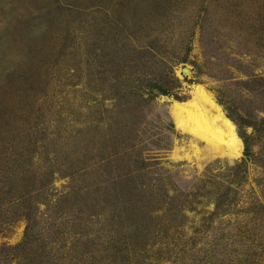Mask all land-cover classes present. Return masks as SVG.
Here are the masks:
<instances>
[{
	"label": "rangeland",
	"instance_id": "obj_1",
	"mask_svg": "<svg viewBox=\"0 0 264 264\" xmlns=\"http://www.w3.org/2000/svg\"><path fill=\"white\" fill-rule=\"evenodd\" d=\"M0 264H264V0H0Z\"/></svg>",
	"mask_w": 264,
	"mask_h": 264
},
{
	"label": "bare ground",
	"instance_id": "obj_2",
	"mask_svg": "<svg viewBox=\"0 0 264 264\" xmlns=\"http://www.w3.org/2000/svg\"><path fill=\"white\" fill-rule=\"evenodd\" d=\"M170 115L178 128L189 131L214 153L230 158L239 154L235 123L203 85H193L188 99L173 100Z\"/></svg>",
	"mask_w": 264,
	"mask_h": 264
},
{
	"label": "trees",
	"instance_id": "obj_3",
	"mask_svg": "<svg viewBox=\"0 0 264 264\" xmlns=\"http://www.w3.org/2000/svg\"><path fill=\"white\" fill-rule=\"evenodd\" d=\"M156 86V85H155ZM156 88L158 89V92H160V93H162L163 95H168V94H170L169 93V91H168V89H165V87H161L160 85H157L156 86ZM151 95H154L155 96V93L153 94V92L151 91V93H150ZM236 124L239 126V127H246V123H242V124H246V125H242L240 122H236ZM248 125H252V124H250V123H248ZM247 125V126H248ZM248 135H246V133L245 132H243V133H241V135H240V137L242 138V140H243V144H244V153H245V155H247L248 153H247V151H248V137H247Z\"/></svg>",
	"mask_w": 264,
	"mask_h": 264
},
{
	"label": "water",
	"instance_id": "obj_4",
	"mask_svg": "<svg viewBox=\"0 0 264 264\" xmlns=\"http://www.w3.org/2000/svg\"><path fill=\"white\" fill-rule=\"evenodd\" d=\"M183 72L185 71V69L182 70Z\"/></svg>",
	"mask_w": 264,
	"mask_h": 264
}]
</instances>
